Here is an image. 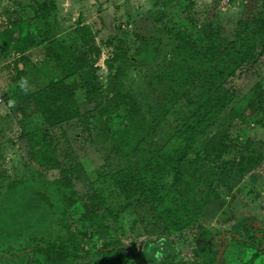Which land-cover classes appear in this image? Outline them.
Here are the masks:
<instances>
[{
    "label": "rangeland",
    "instance_id": "rangeland-1",
    "mask_svg": "<svg viewBox=\"0 0 264 264\" xmlns=\"http://www.w3.org/2000/svg\"><path fill=\"white\" fill-rule=\"evenodd\" d=\"M90 35L85 46L81 38ZM211 36L220 51L200 55ZM225 54L235 59L233 75L205 78L223 68ZM57 81L72 90L78 113L49 127L35 94ZM91 85L100 96L88 92ZM262 91L264 0H0V250L27 247L34 237H67L55 190L64 171L82 207L117 216L105 219L115 231L85 243L96 249L119 242L116 264L201 263L204 243L215 264H264V254L254 259L257 249L243 243L263 244L257 231L264 229V110L247 114ZM209 93L228 96L229 105L210 112L195 134L184 133L187 149L163 154ZM119 101L135 105L148 130L107 110ZM31 133L44 135L60 168L31 157ZM213 135L228 139L216 166L207 151ZM126 171L153 192L129 187L125 197L115 178ZM39 193L52 210L39 205ZM159 199L172 201L174 216L182 203L194 206L175 226L157 218ZM72 222L64 224L73 232ZM0 264L40 259L26 252Z\"/></svg>",
    "mask_w": 264,
    "mask_h": 264
},
{
    "label": "trees",
    "instance_id": "trees-1",
    "mask_svg": "<svg viewBox=\"0 0 264 264\" xmlns=\"http://www.w3.org/2000/svg\"><path fill=\"white\" fill-rule=\"evenodd\" d=\"M86 38L88 39L81 38L82 43L85 46H89L92 43L91 35ZM228 45L232 46L233 44L228 43ZM220 48L221 45L218 44L215 36H211L209 37V43L207 46L200 51V55H215L220 51ZM233 58L234 57L231 55L225 54L223 56V68L211 73H204V77L210 81H220L230 78L233 75V72H231L230 69V64L235 62V59ZM254 89L255 91L256 89H261V86L256 85ZM89 91L100 96L94 85L88 87V92ZM209 94L210 95H207L206 97L207 99L196 107V111L185 122L186 126L183 133L180 132L179 135L168 141L163 147V154L167 156L169 152L170 156L173 154L176 155L180 150L187 149L185 143V136L187 135H184V133L187 134L186 132H189L191 135L195 134L197 132V126L200 125L210 112L214 111L216 113H221L230 103V98L228 96ZM118 97L122 98L123 96L115 94L114 98L116 99ZM124 97L127 99L131 98L129 94L124 95ZM35 99L38 101L37 109L40 112L41 117H43L45 124L49 127H54L77 116L78 110L74 101L73 92L62 81L50 83L42 91L35 94ZM254 99L255 103H252L249 106L247 112L249 116H253L264 110V92L262 91ZM98 101L101 102V99H98ZM107 110H112L111 113L115 116L121 115L127 120V122H129V124H135L131 125V127L142 128L143 125V128L148 130V127L145 124V119L135 110V105L130 102L119 101L117 104L109 105ZM227 140L228 139L225 136L213 135L208 141L207 151L210 152L211 161L215 166L221 156L227 151ZM28 141L31 147V157L36 160L38 165L50 170L60 168L56 159L50 154V147L46 142L44 135L35 137L34 134L31 133ZM248 169H250L249 166L242 168L241 173L244 174L248 172ZM115 185H117L119 191H121V193L127 198H129L127 193L129 187L135 194H146L153 192L154 190L151 185H144L139 176L135 175L132 171L121 172L118 177L115 178ZM55 190L62 206V212L57 216V221L63 223L61 227L65 231V236L67 237L63 238L58 236L57 241H47L42 238L34 237L30 239L27 247L20 249L6 248L0 250V258L15 259L23 253L25 254L26 252H29L31 255L40 259V264H116V258L114 257L123 253V246L119 242L109 240L96 249H86L85 243L91 241L94 234H100L103 232L106 233V235H109L110 232L115 231L113 227L105 223V219L115 220L117 219V216L109 210H105L98 214L95 213L94 210L88 209V207H82L74 190L73 183L68 174L64 171L60 172L59 178L55 183ZM38 199L40 201L39 205L45 206L47 210L53 209V203L47 196L39 193ZM192 201L193 200L182 203V205L179 206L180 209L176 212V216H174L172 201L169 200L167 203H163V201L159 199L158 202L163 204V210L158 212L157 218L166 224L182 226L181 223H183L184 210L188 207H190L191 210L194 206ZM67 218H71L73 221L71 225L76 228L75 231L72 232L70 225L64 224L66 223ZM173 218H175L174 222ZM81 228H83L82 230L84 231H81ZM257 232L259 233L258 235L261 238V242L264 244V229H259ZM243 243L248 247L253 246L257 249L253 255L254 259L264 254L263 244L258 246L250 241H244ZM199 256L201 263L195 261L193 264L216 263L214 253L205 243L199 245Z\"/></svg>",
    "mask_w": 264,
    "mask_h": 264
}]
</instances>
